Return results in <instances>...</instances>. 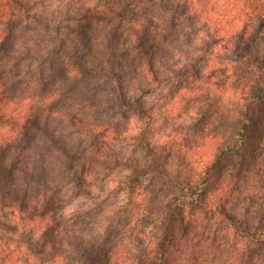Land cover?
I'll list each match as a JSON object with an SVG mask.
<instances>
[{
	"label": "clouds",
	"instance_id": "clouds-1",
	"mask_svg": "<svg viewBox=\"0 0 264 264\" xmlns=\"http://www.w3.org/2000/svg\"><path fill=\"white\" fill-rule=\"evenodd\" d=\"M20 3L21 12L11 15H6L0 4V100L12 96L19 104L24 95L31 96L18 112L31 108L33 119L10 140L0 137V172L13 173L11 182L0 183V195L39 208L43 203L39 193L50 188L55 196L44 211L50 214L48 223L55 221V226L45 237L44 226L22 219L15 208L0 203V258L11 256L15 264L17 255L25 256L20 248L4 247L3 240L37 252L43 250L46 240L55 243L59 238L63 241L61 251L81 259L109 248L129 210L150 223H159L169 189L187 177L171 169L153 176L147 166L151 161H145L143 150L146 146L155 150L157 164L153 168L167 167L162 154L183 136H190L191 126L199 120L192 110L195 105L182 118L168 109L171 95L181 86L178 80L199 71V61L207 51L225 62L247 56L250 47L264 40V0H229L234 6L232 27L222 43L215 27L192 9L193 0L188 4L181 0L174 8L169 44L152 71L145 67L135 76L125 70L124 53L113 48L105 55L97 49L95 61L90 62L91 43L86 49L80 44L89 40V27H94L96 20L114 19L108 7H114L115 0ZM156 3L168 7L171 0ZM74 33L79 34V40ZM66 57L73 58L80 70L72 72ZM46 93H52L47 101L43 100ZM57 108L76 116L86 112L88 127L70 135L67 121L53 111ZM17 119L24 123L19 116ZM165 120L171 127L161 133ZM109 127L119 133L104 140L101 154L90 160L84 154L92 155V145L101 143ZM18 168L23 169L20 176H16ZM132 180L142 187L130 201ZM55 227L60 228L59 235ZM153 231L158 233V228ZM144 241L149 253H158L156 264H163L156 237L149 233Z\"/></svg>",
	"mask_w": 264,
	"mask_h": 264
},
{
	"label": "trees",
	"instance_id": "trees-1",
	"mask_svg": "<svg viewBox=\"0 0 264 264\" xmlns=\"http://www.w3.org/2000/svg\"><path fill=\"white\" fill-rule=\"evenodd\" d=\"M180 2L171 0L170 6L163 7L156 0H115V6L108 7L114 19L96 20L95 26L89 27V40L80 41L81 47L86 49L91 43L90 62L95 61L97 49L110 55L115 48L124 53L128 74L135 76L145 67L152 71L154 62L169 44L174 8ZM183 3L188 4L189 0ZM0 4L6 15L22 10L20 0H0ZM191 7L215 27L222 43L232 27L234 6L229 0H193ZM73 35L79 40V34ZM65 60L72 72L80 70L73 58ZM199 62V71L178 80L181 86L175 95L170 90L167 105L178 118L196 106L192 110L199 120L191 127L195 135L201 132L199 138L185 137L187 142L181 148L171 145L162 154L167 167L161 164L153 168L157 164L155 150L151 146L143 150L145 161H151L147 166L152 168L153 176L166 174L169 169L174 171L171 165L180 155L184 164L181 173L187 177L185 182H177L169 189L159 223H150L129 210L109 248L81 259L67 250L61 251L63 241L59 238L55 243L46 240L43 250L37 252L15 241L14 247L22 252L26 247L27 251L24 258L15 257V264H156L158 253H149L145 246L144 237L149 233L158 241L156 248L163 251V264H264V40L256 42L248 49V55L238 60L225 62L207 51ZM51 95L46 93L43 100H49ZM31 100L27 95L19 104L12 96L0 100V137L10 140L32 121L33 109L18 112ZM53 111L67 121L70 135L88 127L86 112L76 116L62 108ZM165 121L164 127L171 126ZM118 133L119 129L107 128L101 143L92 145V155H84L94 160L105 147L103 141ZM198 150L203 154L195 158ZM194 169L196 173H188ZM136 171L133 170L134 175ZM22 173V168L16 169V176ZM87 174L85 170L83 175ZM148 175L145 172V177ZM12 180L11 171L0 172V183ZM141 187L139 182L130 181V201ZM53 196L50 188L42 190L39 198L43 203L39 208L2 195L0 202L15 208L22 219L26 217L29 222L44 226V235L49 237L55 221L48 223L50 214L44 208ZM154 227L158 233L153 231ZM55 231L59 235L60 228L55 227ZM0 264H13V259L0 258Z\"/></svg>",
	"mask_w": 264,
	"mask_h": 264
},
{
	"label": "rangeland",
	"instance_id": "rangeland-1",
	"mask_svg": "<svg viewBox=\"0 0 264 264\" xmlns=\"http://www.w3.org/2000/svg\"><path fill=\"white\" fill-rule=\"evenodd\" d=\"M165 123H166V121L164 122V124L161 125V133H163V132H165V131L167 130V127H164V126H166ZM194 126H195V125H194ZM194 126H192V127H194ZM168 127H171V126H168ZM195 130H198V127H195ZM175 131H176V130L173 129V132H175ZM200 134H201L200 131L197 133V135H195V134L193 133V131H192V134H191L190 136H188V135L183 136V139H182L181 141H179V142H176L175 144H176L177 148H181V145H182V144L185 145V143L187 142V141H185V137H187V138L190 139V140H191V139H198ZM196 136H197V138H196ZM199 140H202V139H199ZM175 144H173V145H175ZM202 154H203V152L200 151V150H198V151L196 152V154L194 155V157H195V158H200V156H201ZM171 167H172V169L174 170V172H176L177 175H180V174H181V170H182V168L184 167L183 160H182V156L178 155V156L175 158L174 164L172 163ZM188 173H189V174H194V173H196V170H195V169H194V170H191V171H189ZM0 203L4 204L3 201H1ZM3 206H4V205H3ZM4 207H5V208H8L7 206H4ZM0 239H2V238H0ZM2 243H3V246H4V247L6 246V244H7V245L10 244L9 246H14V245H15V241L10 242V241H8V240H3ZM22 250H23L24 253L26 254V252H27V251H26V247H24ZM16 257H23V258H24V256H19V255H17Z\"/></svg>",
	"mask_w": 264,
	"mask_h": 264
}]
</instances>
